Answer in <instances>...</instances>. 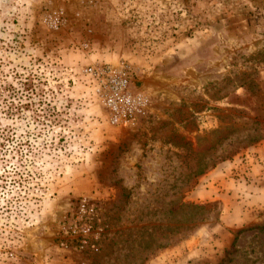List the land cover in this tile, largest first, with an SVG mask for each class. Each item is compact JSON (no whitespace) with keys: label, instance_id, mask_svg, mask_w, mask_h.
<instances>
[{"label":"rangeland","instance_id":"obj_1","mask_svg":"<svg viewBox=\"0 0 264 264\" xmlns=\"http://www.w3.org/2000/svg\"><path fill=\"white\" fill-rule=\"evenodd\" d=\"M0 156V264H264V0H0Z\"/></svg>","mask_w":264,"mask_h":264},{"label":"built area","instance_id":"obj_2","mask_svg":"<svg viewBox=\"0 0 264 264\" xmlns=\"http://www.w3.org/2000/svg\"><path fill=\"white\" fill-rule=\"evenodd\" d=\"M86 73L97 82L98 97L115 123L127 121L139 107L140 99L129 89V76L124 69L91 67Z\"/></svg>","mask_w":264,"mask_h":264},{"label":"trees","instance_id":"obj_3","mask_svg":"<svg viewBox=\"0 0 264 264\" xmlns=\"http://www.w3.org/2000/svg\"><path fill=\"white\" fill-rule=\"evenodd\" d=\"M13 151H14V149H11L10 152H9V151H6V153L9 154V156H10V154H11V155L14 154ZM15 153H16V152H15ZM4 155L6 156V154H4ZM0 159H1L2 161H4V160H3L4 158H1V156H0ZM22 167H23V165H21V164L18 165V168H19V174H20V173L22 174V172H21V171H22Z\"/></svg>","mask_w":264,"mask_h":264}]
</instances>
